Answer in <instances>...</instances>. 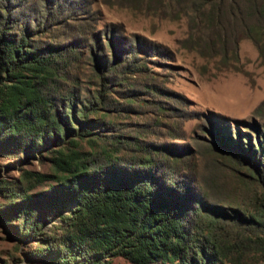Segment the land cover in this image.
<instances>
[{
  "label": "trees",
  "instance_id": "trees-1",
  "mask_svg": "<svg viewBox=\"0 0 264 264\" xmlns=\"http://www.w3.org/2000/svg\"><path fill=\"white\" fill-rule=\"evenodd\" d=\"M198 2L203 11L195 7L194 12L206 23L239 27L262 47L264 0ZM37 30L10 20L0 6V150L47 153L51 167L49 173L21 170L16 190L0 182L1 196L18 198L0 208V220L32 218L26 231L33 237L59 217L62 234L53 243L48 236L42 239L43 250L55 252L47 264H110L114 257L131 264H253L256 253L264 257V126L256 129L254 142L247 138L248 154L242 140L240 152L238 146L212 141L214 153L243 169L235 184L245 194L238 203L229 198L207 204L188 186V168L176 169L182 158H164L156 148L136 161L117 155L118 137L104 133L112 127L100 112L102 93L83 105L77 91L61 88L59 63L65 54L49 43L40 46L39 39L36 45L31 36H41ZM83 140L90 149L80 148ZM47 181L55 184L30 192Z\"/></svg>",
  "mask_w": 264,
  "mask_h": 264
},
{
  "label": "rangeland",
  "instance_id": "rangeland-1",
  "mask_svg": "<svg viewBox=\"0 0 264 264\" xmlns=\"http://www.w3.org/2000/svg\"><path fill=\"white\" fill-rule=\"evenodd\" d=\"M0 6L10 20L38 27L41 36H31L36 45L39 39L40 46L49 43L65 54L61 88L77 91L83 105L102 93L100 112L112 127L104 133L118 137L117 155L136 161L156 148L164 158H182L176 169L188 168V186L203 202H241L245 189L235 183L243 169L215 155L211 143L238 146L240 152L242 140L248 154V139L254 142L256 129L264 126L263 42L258 49L239 27H212L194 12L203 11L198 0H0ZM79 146L90 149L85 140ZM47 156L2 148L0 182L16 190L21 170L51 172ZM260 162L264 169V158ZM54 184L47 181L30 192ZM17 200L0 195V208ZM31 224L24 216L0 220V264L55 259V252L43 250L42 239L53 243L62 234L61 219L45 222L38 236L28 237ZM255 257L253 264H264L259 252ZM110 264L131 263L114 257Z\"/></svg>",
  "mask_w": 264,
  "mask_h": 264
}]
</instances>
